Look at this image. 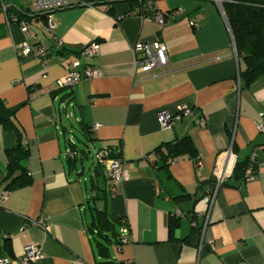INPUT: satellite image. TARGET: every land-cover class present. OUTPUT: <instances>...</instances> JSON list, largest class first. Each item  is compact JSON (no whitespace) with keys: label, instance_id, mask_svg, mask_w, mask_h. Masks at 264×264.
I'll return each instance as SVG.
<instances>
[{"label":"crops","instance_id":"1","mask_svg":"<svg viewBox=\"0 0 264 264\" xmlns=\"http://www.w3.org/2000/svg\"><path fill=\"white\" fill-rule=\"evenodd\" d=\"M130 1L136 0H71L53 12L51 33L45 14L28 0H0V98L28 148L23 165L31 178L27 186L4 189L5 151L16 136L0 126V256L13 259L35 244L42 256L33 264H264V132L258 129L264 74L248 85L240 77L244 63L221 0H140L143 7L135 10ZM153 14L164 15L161 25L146 18ZM22 41L43 43L51 54L47 68L33 55L16 56ZM90 41L99 47L88 60L80 51ZM137 41L163 42L167 70L135 76ZM73 60L81 61L77 71L88 63L96 75L56 87ZM182 104L192 115L161 129L157 111ZM71 117L76 131L87 126L93 147L111 146L123 159L125 179L115 194L95 162L85 177L82 159L89 152L71 154ZM199 117L205 126L197 125ZM185 136L202 165L180 156L164 166L154 150ZM229 147L239 168L206 204L216 156ZM253 150L255 174L244 180ZM90 206L106 212L118 238L126 226L128 241L98 235ZM39 217L46 230L34 223ZM170 219L177 221L172 235Z\"/></svg>","mask_w":264,"mask_h":264},{"label":"built area","instance_id":"2","mask_svg":"<svg viewBox=\"0 0 264 264\" xmlns=\"http://www.w3.org/2000/svg\"><path fill=\"white\" fill-rule=\"evenodd\" d=\"M140 1V0H139ZM219 1V0H218ZM30 5L38 12L45 14L46 29L49 32H54L55 23L53 20V12L68 6L71 0H28ZM148 19H153L157 24L161 25L164 21V15L153 14L146 16ZM26 25L22 24V30L26 31ZM55 46L58 48L61 46V42L56 40ZM98 43L96 41L88 42L80 51V56L85 59L93 58L98 51ZM133 56L134 75L139 78L146 76H154V71L159 68L163 71L167 70V46L160 41L143 42L137 41L131 48ZM16 56H28L33 55L44 68H47L51 54L48 49L41 42H37L34 45L29 44L26 41H22L15 45ZM58 61L65 60L62 54H57ZM81 65L80 60H73L67 62L68 70L66 74L58 79L55 83L56 87L72 88L82 78L90 79L96 75V69L85 63L81 72L76 68ZM192 115V108L189 105L182 104L178 108L171 112L167 109H160L156 113V119L161 129H170L172 125L183 117H189ZM261 121L258 123V129L264 132V110L259 113ZM197 125L205 126L206 119L199 117L196 120ZM71 152V151H70ZM71 154H76L71 152ZM92 156L95 163L103 166V171L109 182V192L113 195L122 186L125 179L124 161L121 156H114L112 150L108 147H94ZM255 156L256 151L253 150L248 157L246 163L243 178L244 180H251L255 174ZM194 164L196 167L202 165L201 160L195 159ZM235 166V157L232 154L231 148L220 152L216 156V160L213 166V181L210 189L203 197V201L206 204L212 203L218 188L225 183L230 177ZM5 193L0 196L3 198ZM179 214V212H178ZM34 223L41 229L46 230L47 225L44 217H39L34 220ZM128 229L126 226H122L119 231V242L125 243L127 238ZM41 250L35 244H27L23 247L21 255L9 259L0 256V264H33L35 261L41 258ZM123 264H134L131 259H125ZM240 264V263H239ZM242 264V263H241Z\"/></svg>","mask_w":264,"mask_h":264},{"label":"trees","instance_id":"3","mask_svg":"<svg viewBox=\"0 0 264 264\" xmlns=\"http://www.w3.org/2000/svg\"><path fill=\"white\" fill-rule=\"evenodd\" d=\"M142 4L143 2L139 0L130 1L132 10L142 8ZM221 6L230 29L235 52L244 63L240 77L248 85L264 74V0H221ZM13 114V110L7 107L0 98V126L11 129L16 136L14 144L5 151L6 174L1 183H5L6 192L27 186L31 182L29 173L23 165V161L28 157V148L23 144L21 131L14 121ZM79 132L83 138L93 140L86 125L79 129ZM77 139L81 141L79 137ZM106 147L112 150L114 156H120L113 147ZM69 148L71 152L77 153L78 150L85 155L88 153L84 149H77L75 143H70ZM154 152L162 160L164 166L180 156H188L194 160L198 158L194 143L188 136L165 143L163 146L157 147ZM237 168L239 165L235 164L234 170ZM95 170L102 176L105 174L103 166L97 163ZM107 189L109 191L108 179ZM98 198L99 196L92 197L93 201ZM90 209L94 211L91 226L94 227L97 234L105 238L113 237L117 232L106 212L103 209L97 210L95 206H90ZM176 222V219L169 220L171 235ZM91 226L89 228L93 230ZM114 239L119 242L118 233ZM97 243L100 250L105 249L101 242Z\"/></svg>","mask_w":264,"mask_h":264},{"label":"rangeland","instance_id":"4","mask_svg":"<svg viewBox=\"0 0 264 264\" xmlns=\"http://www.w3.org/2000/svg\"><path fill=\"white\" fill-rule=\"evenodd\" d=\"M68 122H70L73 125L72 127L74 128L70 133V139H72L73 142L76 144V148L77 149H84L85 151L89 152V155L85 159H82L83 160L82 165H83L84 175H85V177H88L92 172L91 167H92L93 163L95 162L94 158L92 156V151L94 150L93 144L90 140L83 138L79 134V132L75 130L76 124L74 122L73 117L69 118ZM74 135H75V137H74ZM76 136H78L79 139H81V141L76 139ZM80 154H81L80 151L77 150L76 155H78V157H81V155H82V157H84L83 154H81V155ZM78 167L81 168V163L79 161H78Z\"/></svg>","mask_w":264,"mask_h":264},{"label":"water","instance_id":"5","mask_svg":"<svg viewBox=\"0 0 264 264\" xmlns=\"http://www.w3.org/2000/svg\"><path fill=\"white\" fill-rule=\"evenodd\" d=\"M74 137H75V135H74ZM76 139H77V136H76ZM70 143H72V144H73V143H74V142H73V140H72V142H70Z\"/></svg>","mask_w":264,"mask_h":264}]
</instances>
